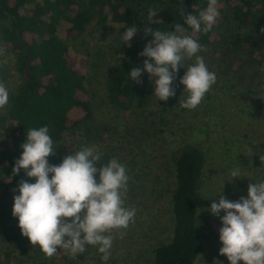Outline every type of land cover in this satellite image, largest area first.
Here are the masks:
<instances>
[{
	"label": "rangeland",
	"instance_id": "1",
	"mask_svg": "<svg viewBox=\"0 0 264 264\" xmlns=\"http://www.w3.org/2000/svg\"><path fill=\"white\" fill-rule=\"evenodd\" d=\"M217 7L220 14L214 23L212 40L199 42L205 50L197 53L208 69L216 73L217 80L195 109L181 107L189 93L180 83L194 57L186 58L185 68H179L173 85L175 96L161 101L154 93L142 106L134 102L124 109L110 103L106 92L107 77L116 62V34L90 24L83 43L77 40L73 44L80 52L97 130L85 136L66 134L59 151L60 163L65 155L82 146L98 150V168L117 158L130 177L125 206L134 207L136 215L127 229L106 233L113 236L107 262L102 260L98 246L89 245L86 252L75 258L64 249L58 248L51 258L40 247L34 252L30 249L33 254H40L36 264H156L155 248L168 243L173 233L171 194L175 188V159L188 147L200 149L205 160L197 199V226L204 248L195 264H230L219 252L222 222L209 209L213 199L218 201L221 194L231 201L246 198L249 183L264 180V161L260 159L264 156V40L255 41L259 44L261 63L248 62L247 48L237 52L231 49V41L240 36L243 43L251 44V37H259V30L237 24L228 8ZM15 61V54L0 38V82L9 93L22 82ZM3 112L5 108L0 109ZM20 145L18 141L16 147ZM233 169H239L241 177H232ZM2 192L0 184V209L11 217L13 197L19 192ZM220 215H224L223 211ZM7 245L0 241V264L21 260L32 264L27 254Z\"/></svg>",
	"mask_w": 264,
	"mask_h": 264
},
{
	"label": "trees",
	"instance_id": "2",
	"mask_svg": "<svg viewBox=\"0 0 264 264\" xmlns=\"http://www.w3.org/2000/svg\"><path fill=\"white\" fill-rule=\"evenodd\" d=\"M207 3L208 0H0V38L15 54V68L22 77V82L9 93L5 112L0 113L2 193L18 192L21 179L35 182L23 169L18 175L12 172L15 160L23 151L16 144L26 141L30 128L49 127L56 149L48 160L55 165L60 163L59 151L66 134L85 136L97 130L85 86V70L78 57L80 52L73 47L77 40L83 43L90 24L116 34V62L106 81L109 102L124 109L134 102L142 106L155 93V77L143 71L137 83L131 81L129 72L136 67L143 69V61L148 59L139 53L154 37L146 35L144 29L174 31L176 23L187 27L181 9L185 14L199 17ZM219 5L230 10L237 24L259 30V37H251V44L236 36L231 49L241 52L247 48L248 62L261 63L259 44L255 41L264 40L261 31L264 0H218ZM150 9L157 11L155 17L148 15ZM132 26H137L138 31L131 42H124L126 29ZM213 30L214 25L207 33H195L190 27L186 32L198 42L208 43ZM204 161L197 147L183 149L175 159V188L171 194L173 233L168 243L155 248L156 264H195L203 251L197 226V199ZM0 241L6 242L11 250L20 249L21 254H27L32 264L38 262L40 254H33L30 249L34 252L39 246L32 245L22 235L18 218L10 217L2 209ZM9 250L5 252L7 259ZM8 264L13 263L8 261Z\"/></svg>",
	"mask_w": 264,
	"mask_h": 264
},
{
	"label": "clouds",
	"instance_id": "3",
	"mask_svg": "<svg viewBox=\"0 0 264 264\" xmlns=\"http://www.w3.org/2000/svg\"><path fill=\"white\" fill-rule=\"evenodd\" d=\"M217 5L218 0H208L199 17L185 14L181 9L184 24L195 33H207L220 14ZM148 15L155 17L157 11L150 9ZM187 27L176 23L174 31L145 28V34H151L154 39L139 55L148 59L143 61V69L132 68L129 76L131 81L139 83L142 72L146 71L155 77V95L167 101L176 95L173 85L179 68H185L186 58L194 57V63L185 68L180 83L189 93L181 107L195 109L215 84L217 75L208 69L204 58L197 55L205 49L192 35L185 34ZM137 31V26L127 28L123 41L131 42ZM8 103L9 90L0 82V109ZM49 131L48 126H42L26 132V141L21 144L23 151L15 160L12 172L18 175L23 169L35 182L20 180L19 194L13 197L12 215L18 218L22 235L32 245H38L48 258L53 257L58 248L75 258L92 245L98 246L102 260L107 262L113 236L106 233L127 229L136 215L134 207L125 206L124 194L130 179L127 168L115 157L98 168L101 155L90 146L65 155L59 165L50 164L48 157L54 155L56 147ZM260 159L264 161V156ZM231 176L241 177L240 170L233 169ZM209 210L222 222L219 252L230 264L240 261L264 264V180L249 183L246 198L241 196L231 201L221 194L218 201L213 199Z\"/></svg>",
	"mask_w": 264,
	"mask_h": 264
}]
</instances>
